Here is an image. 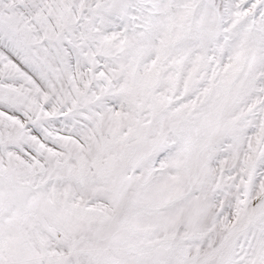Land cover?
Segmentation results:
<instances>
[{
	"label": "snow or ice",
	"instance_id": "6c2138e0",
	"mask_svg": "<svg viewBox=\"0 0 264 264\" xmlns=\"http://www.w3.org/2000/svg\"><path fill=\"white\" fill-rule=\"evenodd\" d=\"M0 264H264V0H0Z\"/></svg>",
	"mask_w": 264,
	"mask_h": 264
}]
</instances>
